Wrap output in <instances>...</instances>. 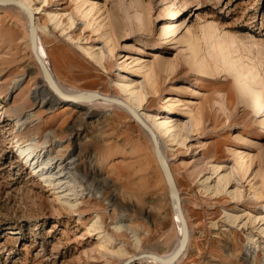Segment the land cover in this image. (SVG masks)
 I'll list each match as a JSON object with an SVG mask.
<instances>
[{"label": "rangeland", "instance_id": "1", "mask_svg": "<svg viewBox=\"0 0 264 264\" xmlns=\"http://www.w3.org/2000/svg\"><path fill=\"white\" fill-rule=\"evenodd\" d=\"M30 1L62 87L124 96L118 83L129 78L143 111L174 110L177 124L194 123L184 145L166 148L190 230L174 264H264L262 250L252 262L244 258L250 232L264 240V111L251 102L255 92L264 102V0ZM178 10L183 27L157 41L158 26L177 24ZM42 79L26 15L0 5V264H122L136 253H169L179 227L141 124L101 100L84 107L35 101L31 91ZM30 144L77 158L78 193L43 180L22 153ZM235 150L246 161L243 187L230 174ZM203 166L209 173L220 166L215 176L228 175L225 190L239 197L200 191ZM226 212L249 216L253 229L229 225ZM140 260L131 264H149Z\"/></svg>", "mask_w": 264, "mask_h": 264}, {"label": "bare ground", "instance_id": "2", "mask_svg": "<svg viewBox=\"0 0 264 264\" xmlns=\"http://www.w3.org/2000/svg\"><path fill=\"white\" fill-rule=\"evenodd\" d=\"M21 1L26 5L25 6L26 9L28 8L29 10H31L34 13L35 23H36V27L38 29V36H39V40H40L39 31L41 30V27L37 21V19H38L37 14H38L39 10L36 7H34V5L32 4V2L30 0H21ZM23 13L25 14V12H23ZM183 15H184V13L181 10L175 11L173 14V19L177 20V22H178L177 24H175V22L173 24L172 23H161L158 26L159 35L156 38V40L157 41L163 40L165 38V35L168 34L169 32L171 33V31H173L175 33L178 32L183 27V23L179 22V21H181ZM26 17H27V15H26ZM71 21H73V20H71ZM43 28L45 29V27H43ZM28 32H29V28H28ZM131 33H132L131 31H127V33H126L127 36L125 38H128V36H131ZM70 37H73V36L70 35ZM105 38L106 39L109 38V35H106ZM29 42H30V37H29ZM145 43H146L145 45H149L150 41H145ZM30 45H31V43H30ZM40 46H42V45L40 44ZM42 47H41L42 53L45 56L49 66L51 68V65H50L48 58H47ZM31 48H32V46H31ZM139 51L142 52L144 50L141 49V47H139ZM96 59L98 60L99 63H102V57L99 56ZM138 64L140 65L139 69H142V70L146 69L147 65H148V64L143 63L142 61L139 62ZM147 76L148 75H145V78H147ZM23 77L24 76H22L21 79L16 81L15 86L20 84ZM129 80H130L129 78H126L125 83H122V84L118 83V85L120 86V89L125 94L124 96H117V95L115 96V95L104 94L100 91H89V90H75V91H73L69 88H65L64 86L62 87L58 83L59 86L62 88V90L66 94L72 95L71 96V97H73L72 100H67V99H62L52 89L50 84L47 82V80L43 76L42 80H40L39 82H36L33 85L31 93H32V98L35 101L42 100V103H45V104L54 105V104H59L61 102H64L67 104H75L78 107L79 106L84 107L85 103H90L91 100H89V97H90L91 93H93V92L101 93V94H104V95H107L110 97H116L117 99H120L121 101H123V103H125L127 106H129L134 113L139 114V116L146 123H148L152 127V129L154 130L156 137H157V140L160 144V149H161V151H162V153H163V155H164V157H165V159H166V161L170 167V170L172 172V176L174 178L177 189L179 191L173 170L171 168V163H170L171 161H170L169 157L167 156L166 148H167V146H170L171 148H173L174 144H176V143H178L179 145L180 144L184 145L186 143V139L190 135H192V132L194 129V123L188 121L187 123L182 124L183 121H181L182 122L181 125L177 124L175 122L174 117L171 116V114H173L175 112L174 110H172L171 113H169L166 116H162V115L161 116H158V115L154 116V115H151V114L143 111L141 109V101L143 98H142L140 92L138 90H136L135 85L132 82H130ZM237 84H239V82ZM101 101H103L104 103H108V105L110 104L113 106H120V107L124 108L125 110H127V108H125L121 104L120 101H104V100H101ZM251 102L253 104L254 109L257 112L264 111V102L257 92H255L252 95ZM90 107L91 106L89 105L88 108L90 109ZM89 112L91 114L93 113L90 110H89ZM127 112H129V111L127 110ZM101 114H102L101 111L93 113V115H97V116H100ZM131 115L133 116V114H131ZM26 118H28V115L26 116ZM190 121H192V118ZM17 122L19 123V119ZM178 123H180V122H178ZM149 138H150V136H149ZM165 138H167V140ZM150 139H151V141L153 143V147H154V142H153L152 138H150ZM154 152H155V147H154ZM22 153H25L24 158H26V161L30 162L33 169H35V171H37V173L43 178V180H45L46 182H48L51 185H58L59 187H66V189L68 188L69 191H76L75 194L78 193L77 190L75 189L76 185L74 183H72V181L75 178L74 176L76 174L75 171L73 170L75 168L74 164H75L76 159H77L76 157H73L70 160H64L62 158H56V157H54V155L52 156L50 150H48L47 148H44V147L38 150L36 148L35 144L28 145L26 148H24L22 150ZM234 153H235L236 160H235L233 167L231 168L230 174L233 176V181H235L234 183L243 187L242 182L244 179V175L246 174V168H247L246 167V161L243 159L244 156H243V154L240 153V151L235 150ZM157 160H158V163H159L160 168L162 170V163L160 162L158 157H157ZM219 169H220V166L219 167L213 166V172L209 173V170L206 169V167H204V166L201 167V169L198 171V177H197V183H198L197 185L200 187L199 188L200 191L212 194V196L219 194V193H222L223 191H226L227 193H229L231 195L232 198H238L239 192L237 190H225L228 183L231 181V179L228 178V175L225 176L223 174H218L215 176V173H217ZM191 171H190V173H191ZM162 172H163V170H162ZM163 175H164V172H163ZM193 175H194V173H193ZM195 176H196V174L194 175V177ZM164 177H165V175H164ZM91 179H92V177H91ZM96 179H97V177H96ZM164 179H166V177ZM193 183H194V181H193ZM241 191L245 192L244 189ZM249 195H251V198L254 200L259 199L260 190L257 187H255V188H253L252 192L250 191ZM170 200H171L172 208H173L174 213H175V218L177 221L176 223L178 224L177 227H179V241H178L177 245L173 249H171V251L169 253L164 254V255L154 253V252H145V253L158 255L159 257H161V259L162 258L168 259V258L174 256V254L178 251V249L180 247L181 240H182V234H183L182 224H181L179 217L177 216V214L175 212L171 196H170ZM180 200H181V196H180ZM67 202L72 207L76 206V204L71 202L70 199L67 200ZM181 205H182V209H183L182 200H181ZM184 215H185V213H184ZM185 218H186V215H185ZM186 221H187V219H186ZM226 221L231 226L236 225L237 227H244V228L248 227V228L253 229L251 218L249 216L247 217V215L245 216V215H238L235 212H226ZM96 224H98V221H96L93 224V226L95 228H98V226ZM187 226H188V223H187ZM260 229H262V228H260ZM262 231L264 232V230H262ZM189 235H190V230H189V226H188V240H189ZM99 236H100V234H99ZM188 240H187V242H188ZM107 241H110V240H107ZM111 242L110 243L108 242L109 244L106 243L107 246H115V244L113 242L112 243ZM186 247H187V243H186V246H185L183 251L186 250ZM259 250H262L264 252V240L257 242L256 240H254L253 233L250 232V234L248 236V241L246 244H244V258L248 262L254 261V259L252 260L251 258L252 257L256 258V256H257L256 254H258L257 252ZM139 254L140 253H136L134 255L124 257L122 264H128L127 260H132L134 256H137ZM140 261L149 262V264H174L177 262L176 261V262L165 263V262H162L161 260L151 258V257L143 258ZM125 262H127V263H125Z\"/></svg>", "mask_w": 264, "mask_h": 264}, {"label": "water", "instance_id": "3", "mask_svg": "<svg viewBox=\"0 0 264 264\" xmlns=\"http://www.w3.org/2000/svg\"><path fill=\"white\" fill-rule=\"evenodd\" d=\"M0 5L2 6H17L20 8L25 14L27 15L28 18V28H29V37H30V43L32 46V52L33 56L35 58L36 63L38 64L44 78L47 80V82L50 84L52 89L62 98V99H67V100H72L73 97L72 95L66 94L62 88L59 86L56 77L54 76L45 56L42 53L41 46H40V40L38 36V29L36 27L35 23V16L34 13L29 10L28 8L26 9V5L21 1V0H0ZM89 100L91 101H120L121 104L127 108V110L133 114V116L138 120V122L141 124L142 128L144 131L152 138L154 142V147H155V154L162 163V170L164 172V175L166 177V182L167 186L169 189L170 196L172 198V203L174 205L175 212L177 216L179 217L181 224H182V229H183V234H182V240L180 247L178 251L174 254L173 257H170L168 259H161L158 255L155 254H150V253H141L134 257L132 260H127L128 264H131L132 262H135L139 259H143L146 257H151L155 258L158 260H161L162 262L165 263H170L174 262L177 258H179L181 252L184 250L187 240H188V226H187V221L184 215V210L182 209L181 205V200H180V193L177 189L176 183L174 181V178L172 176V172L170 170V167L160 149V144L157 140L156 134L152 127L146 123L137 113H134L129 106H127L123 101L120 99H117L116 97H110L101 93H91ZM155 140V141H154ZM125 262V263H127Z\"/></svg>", "mask_w": 264, "mask_h": 264}]
</instances>
